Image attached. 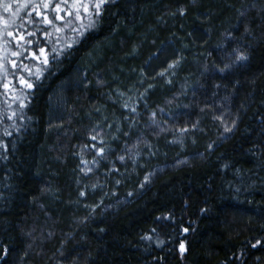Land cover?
<instances>
[{
    "label": "trees",
    "instance_id": "1",
    "mask_svg": "<svg viewBox=\"0 0 264 264\" xmlns=\"http://www.w3.org/2000/svg\"><path fill=\"white\" fill-rule=\"evenodd\" d=\"M29 11L34 44L0 40V264H264V0H106L83 35L51 38ZM156 63L120 107L115 89Z\"/></svg>",
    "mask_w": 264,
    "mask_h": 264
},
{
    "label": "snow or ice",
    "instance_id": "2",
    "mask_svg": "<svg viewBox=\"0 0 264 264\" xmlns=\"http://www.w3.org/2000/svg\"><path fill=\"white\" fill-rule=\"evenodd\" d=\"M17 2V6L15 8L14 11H12V4L9 3H4L3 0H0V4H3L4 10L5 11H10L12 12V15L21 19V23L17 24L15 19H5L3 16H0V40H3L5 35H7L8 37H11L13 40L18 41L17 43V47L18 48H23L25 45L28 46H32L34 44V41L32 39H28V37H34L37 35L36 31H27V29L25 28V24L28 23H34L33 21L29 20H25L21 17H19V13L23 10V9H27V8H31V11H29L27 13V16L29 18L32 17L33 13H35L36 16L41 18V22L49 27H51L54 32H50L47 30H44L43 32V36L45 38H51L53 36L54 33H61L64 31L65 28H68L70 31L72 32H76L79 35H83V31H81V29L87 30L88 28H92L95 26L96 23V17H99L101 15L102 12V6L105 4L106 0H88L87 3L83 2V0H72V4L76 5L75 10L71 11L68 10L66 11V9H68L69 7V0H60V3H56L54 5V7L51 4V0H41L40 3H33V0H24L23 3H19V0H16ZM61 4L64 5V8L61 7ZM52 8V10H54L57 15L55 16V20H63L64 21V26L60 27L55 23V20L49 19L48 15L45 14L43 11L39 10V9H50ZM61 12H65V15L68 16H72L75 17L77 20H80L82 18H87L88 23L87 24H83L81 23L79 25V27H77L73 20L69 19V20H64V17L62 15H60ZM181 14H183V11H181ZM11 29H19L20 31H16L14 33V31H12ZM57 40H60V37L57 36L56 37ZM75 41L73 40L72 43H74ZM2 47H6V44L3 45ZM65 47H71V43H66ZM53 51L56 52L57 55L60 54V51L62 50H57L55 48H53ZM236 52L235 55V60L236 61H243L246 60L247 57L243 54L240 53L238 50H234ZM46 49L44 47H38V52H34V51H30L29 50V55L31 56L32 59L34 60H40L41 57H44L43 60V64L47 65L48 63V59L46 57ZM12 56H16L19 57L22 55L21 51H14L11 53ZM4 59V57H0V61H2ZM10 63H12L13 67H17L15 61H9ZM178 64V61H174L173 63H170L168 65V69H172L174 68L176 65ZM230 65L225 63L223 68H220L219 71L220 72H224ZM24 69H28L29 71H31V69H29L28 65H23ZM4 69V64L2 62H0V70ZM167 71V69H165V72ZM165 72H161L158 75L163 76L165 74ZM37 78H39V70L37 72ZM20 83L21 84H25L26 87L31 88L32 85L30 83H27L23 77L20 78ZM5 88H7V84L4 85ZM122 95V94H121ZM21 107H24L23 104H21ZM125 107H127V104L125 105ZM132 111H135V108H132ZM11 118V117H10ZM217 119H221L222 117H217ZM235 124V121H233V125ZM225 132L231 131V128L229 127H225ZM182 132H186L188 131V129H182ZM7 134V133H6ZM99 136V133H97L96 135H93L90 137V139L92 141H97V138ZM99 144H103V140H99ZM84 147H89L88 145H85ZM211 147V145L209 146ZM91 148L95 150L96 155L103 157L104 153H105V149L103 147H97L96 144L91 145ZM121 160L124 159V157H120ZM81 163L83 165H85V168H82L81 171H83L85 173V175H87L89 172H91V168L88 167V161L85 160H81ZM93 164L97 163L96 160L92 161ZM85 169H87L85 171ZM145 181H147V177H145ZM93 187H96L95 185H93ZM85 195V192H81L80 196L83 197ZM164 219H167V217H164ZM153 231H155V229H153ZM183 231L186 233L188 231L187 228H184ZM144 239H151V236H145L143 237ZM163 241H158L157 242V246H160V244H162ZM261 243H264V241H261L259 239H257L254 243L251 244V247L255 248L258 245H260ZM180 251L181 253H183L185 251V246L183 243L180 244Z\"/></svg>",
    "mask_w": 264,
    "mask_h": 264
},
{
    "label": "rangeland",
    "instance_id": "3",
    "mask_svg": "<svg viewBox=\"0 0 264 264\" xmlns=\"http://www.w3.org/2000/svg\"><path fill=\"white\" fill-rule=\"evenodd\" d=\"M33 3L38 4L40 2L33 0ZM1 8H3V5L1 6ZM87 62H90V60L88 59ZM160 65H161L160 63L150 65L147 71L139 72L138 74H136L135 78L129 79V82H126V84H124L123 87L115 89L113 96L115 99H118L121 102L120 107L125 109V105L126 104L128 105L129 101L133 100L134 97L136 98V96L140 92V89L143 88L145 80L152 79L160 71L159 70ZM72 79H73V84L76 85L78 84L77 82H81L82 80H85V73L84 72L79 73L77 71V73L74 74V77ZM52 109H53L51 114L52 118L54 119L58 118L59 114H58V109H56V106H52ZM114 117L115 116H112L110 113L108 115L103 113V115L101 114L100 122L101 124L106 125L108 122H111L114 119ZM106 138H110V141L112 140V136L107 137L104 135L99 137L97 141L102 139L103 144H107Z\"/></svg>",
    "mask_w": 264,
    "mask_h": 264
}]
</instances>
